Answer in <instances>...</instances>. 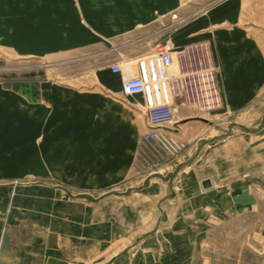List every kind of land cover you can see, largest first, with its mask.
<instances>
[{
	"label": "rangeland",
	"instance_id": "obj_1",
	"mask_svg": "<svg viewBox=\"0 0 264 264\" xmlns=\"http://www.w3.org/2000/svg\"><path fill=\"white\" fill-rule=\"evenodd\" d=\"M221 1L0 0V245L5 250L42 262L45 251L54 258L61 248H78L95 255L84 264H134L141 246H156L157 227L171 231V224L155 220L172 210L155 205L154 193L137 191L152 178L183 189L184 179H197L191 166L196 162L161 167L176 161L186 145L170 155L142 140L149 125L145 103L139 94H121L119 75L104 60L149 54L159 43L176 50L204 41L205 11L209 28L210 19L216 21L209 7ZM236 2L224 8L237 14L231 24L249 25L253 13L263 27L264 0ZM235 34L232 41L240 32ZM170 72L179 73L175 51ZM108 100L121 112L118 124L106 118L113 112ZM175 102V120L169 123L175 138L243 133L259 138L264 151V92L237 111L204 110L180 96ZM188 108L195 111L185 117ZM139 218L145 222H136ZM263 226L251 211L216 224L209 230L227 231L229 249L220 256L217 248L211 263L264 264ZM141 235L147 239L143 245L135 241ZM130 241L136 243L125 251ZM212 242L219 247L218 239ZM235 248L242 249L241 257Z\"/></svg>",
	"mask_w": 264,
	"mask_h": 264
},
{
	"label": "crops",
	"instance_id": "obj_2",
	"mask_svg": "<svg viewBox=\"0 0 264 264\" xmlns=\"http://www.w3.org/2000/svg\"><path fill=\"white\" fill-rule=\"evenodd\" d=\"M236 1L238 0H224L219 4L211 5L209 11L210 14L216 15V21L213 24L211 18L209 28L208 11H205L204 41L212 48L222 95L220 104L213 109L220 108L222 111H237L239 105L253 103L254 97L264 92V32L261 35L264 25L261 26L259 19L254 17L253 13H251V24L241 27L231 24L236 20L237 14L235 11H225L224 8L237 4ZM127 26L129 24L124 25ZM235 32H240V35L232 41L233 35L238 37ZM122 57L128 56L119 58ZM107 61L106 58L104 62L109 66L113 60ZM119 91L121 92V83ZM5 95L8 97L7 94ZM139 95H141L139 101L143 104L144 96L141 93ZM109 101L106 102V106L113 112L106 118L118 124L116 121L122 118L121 112L116 113L114 110L116 102L109 103ZM126 105L134 110L141 109L139 106ZM194 111V108L185 109L184 116H189ZM116 124L114 125L117 126ZM180 126L177 121L178 130ZM183 141L186 148L179 158L176 161L163 162L161 167L169 168L171 164V170H174L181 161L193 160L196 163L191 166L198 174L197 179L189 177L184 179V188L179 189L177 185L169 188L165 181L161 183L157 178H152L149 184L138 189L137 192L154 193L155 205L160 204L159 206L172 210L171 215L168 211V214L157 216L155 220L157 223L171 224L172 227L171 231L157 227L152 238L156 246L151 249L141 246L134 264H212V255L217 248L220 256L228 255L229 234L227 231L215 233L209 229L249 211L253 214L257 212L261 223L264 224V151L261 150L260 139L254 135L245 136L240 133L222 139H183ZM115 142L117 143L116 139H107V143ZM169 171L167 170V174ZM204 178L211 180L210 186L203 185ZM136 222H145V220L139 218ZM263 229L260 233H263L264 241ZM239 236L235 234L233 238L240 240ZM217 239L219 247L216 242H212ZM136 240L143 245L144 240L147 239L146 236L141 235L135 238ZM135 241L127 243L123 247L125 251L131 249ZM236 250V253L239 251L237 256L241 257L242 249ZM13 252L5 250L0 245V264H69V261L73 264H84L95 256L85 255L78 248L70 252L61 248L59 255L54 258L45 251L41 262L35 257L32 258V255L21 260Z\"/></svg>",
	"mask_w": 264,
	"mask_h": 264
},
{
	"label": "built area",
	"instance_id": "obj_3",
	"mask_svg": "<svg viewBox=\"0 0 264 264\" xmlns=\"http://www.w3.org/2000/svg\"><path fill=\"white\" fill-rule=\"evenodd\" d=\"M174 51L179 63L176 74L170 72ZM109 66L119 74L123 95L144 96L149 125L142 140L154 142L170 155H178L185 147L169 126L175 120V97L201 109H213L222 100L218 67L206 41L190 42L176 50L170 43H159L149 54L118 58Z\"/></svg>",
	"mask_w": 264,
	"mask_h": 264
},
{
	"label": "water",
	"instance_id": "obj_4",
	"mask_svg": "<svg viewBox=\"0 0 264 264\" xmlns=\"http://www.w3.org/2000/svg\"><path fill=\"white\" fill-rule=\"evenodd\" d=\"M202 183L205 187H207L211 185V180L209 178H204L202 179Z\"/></svg>",
	"mask_w": 264,
	"mask_h": 264
},
{
	"label": "bare ground",
	"instance_id": "obj_5",
	"mask_svg": "<svg viewBox=\"0 0 264 264\" xmlns=\"http://www.w3.org/2000/svg\"><path fill=\"white\" fill-rule=\"evenodd\" d=\"M144 103H145V101H144Z\"/></svg>",
	"mask_w": 264,
	"mask_h": 264
}]
</instances>
